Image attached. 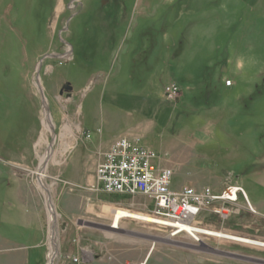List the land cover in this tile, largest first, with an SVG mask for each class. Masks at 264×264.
<instances>
[{
	"label": "rangeland",
	"instance_id": "obj_1",
	"mask_svg": "<svg viewBox=\"0 0 264 264\" xmlns=\"http://www.w3.org/2000/svg\"><path fill=\"white\" fill-rule=\"evenodd\" d=\"M68 81L73 89L61 94ZM171 83L180 86L174 100L165 93ZM46 99L55 135L39 145ZM136 123L140 143L173 168L174 187L247 189L250 203L241 194L223 216L216 202L197 217L200 226L264 240L253 193L264 200V0H0V177L8 178L0 264L12 251L6 239L27 246L31 228L32 243H42V224L46 244L36 250L46 248L49 264L47 189L59 213L55 264H264L263 246L213 234L199 245L130 217L113 227L116 208L152 214L141 195L89 184L105 154L97 139ZM52 143L41 187V155ZM13 191L29 194L32 223L2 198Z\"/></svg>",
	"mask_w": 264,
	"mask_h": 264
},
{
	"label": "built area",
	"instance_id": "obj_2",
	"mask_svg": "<svg viewBox=\"0 0 264 264\" xmlns=\"http://www.w3.org/2000/svg\"><path fill=\"white\" fill-rule=\"evenodd\" d=\"M165 93L169 100H174L180 86L171 83ZM140 142L139 137L115 140L97 166L94 188L123 197L143 196L155 217L154 222L169 228L171 237L185 234L195 243L204 245L203 236L211 233L196 222L204 209L218 202L222 206L215 211L228 216L241 194L250 203L245 189L237 185H230L221 193L206 186L201 189L191 185L174 187L173 168L161 166L160 154ZM74 261L78 262L79 258L75 257Z\"/></svg>",
	"mask_w": 264,
	"mask_h": 264
},
{
	"label": "crops",
	"instance_id": "obj_3",
	"mask_svg": "<svg viewBox=\"0 0 264 264\" xmlns=\"http://www.w3.org/2000/svg\"><path fill=\"white\" fill-rule=\"evenodd\" d=\"M109 101L111 103L117 102L116 99H115V101H114V99H109ZM155 108L156 109H155V111L153 113V118L152 119L157 120L159 115H160V111H159L160 107H155ZM83 122H84V124H83ZM83 122H82V124L86 128L90 129L89 125H88V122L87 121H83ZM133 126H134V128H131L128 131H126V132H124L122 134L115 135V136L110 137V138H106L105 136L101 135L100 138L97 139V140H101L100 147H102V148L99 149L100 150V155L105 153L110 148L111 144L115 140L119 139V137L120 138L121 137H129V138L133 139V138H135L137 136H143L144 133L139 130V125L136 123ZM225 169L228 170L229 173L234 172L233 170H230L231 169L230 167H227ZM0 179L3 180L2 181L3 184L1 186H5L7 184V180L6 179H8V178L3 179V178L0 177ZM94 182H96V181H94ZM89 184H92V188L91 189L94 190L95 183H93V180H90ZM261 184H262V187H264V179L262 180ZM94 191H96V190H94ZM253 193H255V197L257 198V201H258L257 205L260 207V209H263L264 208V200L258 199V196L256 195L255 191H253ZM2 198H4L5 201L6 200L10 201V204H11V201H12L11 199H13V201H12L13 206L16 204V206L19 209H24L25 213L28 216L29 223H32L34 217H32V214L30 212L31 199H30L29 194H27V193H25L23 191H21V192L20 191H16V192L13 191L12 194L8 195V197L7 196H5V197L2 196ZM6 203L9 204V202H6ZM29 229H30L29 232L32 234L31 240L33 242V240L35 241V238H36L35 235H34V230L31 229V228H29ZM42 231H43V235H44V240L41 241L42 243L39 242V243L35 244V243L31 242L27 246H19V245L14 244V242L11 239H6V241L8 242L7 245L10 246L9 249L12 250L10 255H9L8 264H41V263L44 264V263H46L45 260L47 258V253H48L46 248L42 252L36 250L37 246H40L39 248H44L43 245L46 244V240H45L46 233H45V229H44L43 224H42Z\"/></svg>",
	"mask_w": 264,
	"mask_h": 264
},
{
	"label": "bare ground",
	"instance_id": "obj_4",
	"mask_svg": "<svg viewBox=\"0 0 264 264\" xmlns=\"http://www.w3.org/2000/svg\"><path fill=\"white\" fill-rule=\"evenodd\" d=\"M42 84V83H41ZM41 89V88H40ZM42 90V89H41ZM44 91V90H42ZM45 105L48 106V100H45ZM53 116H51L49 113H45L44 116V132L42 133L40 139H39V145H42L44 142H50L48 141V138L46 137V132H51L55 135L54 130V121H53ZM53 155V143L50 145V147L48 148V150L46 151L45 154L41 155V165H40V177H39V185L41 187H45L46 183H45V172L48 166V161L51 158V156ZM166 167V166H164ZM46 191V195H47V199H48V204H49V218H50V223H51V236H50V246H51V254H50V260H49V264H55L56 262V258L59 255V232L57 229V222L59 219V213L56 210L55 204L53 202V199L50 195V191L47 189ZM216 192V191H215ZM217 193V192H216ZM247 193V191H246ZM248 195V193H247ZM249 198V195H248ZM250 200V199H249ZM254 209V208H252ZM255 211V210H254ZM111 216V214H110ZM134 218V219H139V220H145V221H149L152 222L154 221L155 217L149 213H142L139 211H135V210H131L128 208H116L113 211V227L114 228H119L120 227V222L122 218ZM148 223V222H147ZM204 230H209V232L215 236L218 237H222V238H229L232 240H237L240 242H245L248 244H253V245H258V246H263L264 247V240H257L251 237H247V236H243V235H238V234H234L231 232H227V231H222V230H216V229H210L207 227L203 228ZM144 264V263H143Z\"/></svg>",
	"mask_w": 264,
	"mask_h": 264
},
{
	"label": "water",
	"instance_id": "obj_5",
	"mask_svg": "<svg viewBox=\"0 0 264 264\" xmlns=\"http://www.w3.org/2000/svg\"><path fill=\"white\" fill-rule=\"evenodd\" d=\"M72 89H73V86H72V84L68 81L67 83L64 84V86H63V88H62V90H61V94L64 92V90H68V91H70V90H72ZM42 94H43V97H44V99H45V94H44V92H42ZM47 111H48V113L50 114V108H49V106H47Z\"/></svg>",
	"mask_w": 264,
	"mask_h": 264
},
{
	"label": "flooded vegetation",
	"instance_id": "obj_6",
	"mask_svg": "<svg viewBox=\"0 0 264 264\" xmlns=\"http://www.w3.org/2000/svg\"><path fill=\"white\" fill-rule=\"evenodd\" d=\"M2 181H3V180H1V179H0V186L3 184V182H2Z\"/></svg>",
	"mask_w": 264,
	"mask_h": 264
}]
</instances>
